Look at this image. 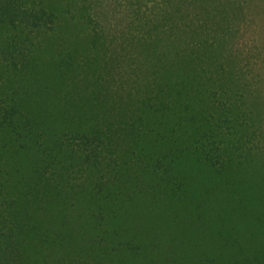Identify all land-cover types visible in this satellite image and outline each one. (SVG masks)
Listing matches in <instances>:
<instances>
[{"label":"trees","instance_id":"16d2710c","mask_svg":"<svg viewBox=\"0 0 264 264\" xmlns=\"http://www.w3.org/2000/svg\"><path fill=\"white\" fill-rule=\"evenodd\" d=\"M0 264H264V0H0Z\"/></svg>","mask_w":264,"mask_h":264}]
</instances>
